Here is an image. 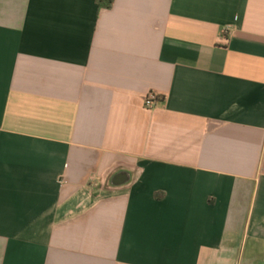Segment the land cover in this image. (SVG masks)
Wrapping results in <instances>:
<instances>
[{"label": "crops", "instance_id": "1", "mask_svg": "<svg viewBox=\"0 0 264 264\" xmlns=\"http://www.w3.org/2000/svg\"><path fill=\"white\" fill-rule=\"evenodd\" d=\"M0 264H264V0H0Z\"/></svg>", "mask_w": 264, "mask_h": 264}, {"label": "built area", "instance_id": "2", "mask_svg": "<svg viewBox=\"0 0 264 264\" xmlns=\"http://www.w3.org/2000/svg\"><path fill=\"white\" fill-rule=\"evenodd\" d=\"M155 100H156V95L153 94L149 95L145 100V107L147 109H151L154 105Z\"/></svg>", "mask_w": 264, "mask_h": 264}, {"label": "water", "instance_id": "3", "mask_svg": "<svg viewBox=\"0 0 264 264\" xmlns=\"http://www.w3.org/2000/svg\"><path fill=\"white\" fill-rule=\"evenodd\" d=\"M122 176H124L123 174H119V175H116L113 179V184L114 185H118L120 183H122L124 181V179L122 180Z\"/></svg>", "mask_w": 264, "mask_h": 264}, {"label": "trees", "instance_id": "4", "mask_svg": "<svg viewBox=\"0 0 264 264\" xmlns=\"http://www.w3.org/2000/svg\"><path fill=\"white\" fill-rule=\"evenodd\" d=\"M113 4V0H108V7H111Z\"/></svg>", "mask_w": 264, "mask_h": 264}]
</instances>
